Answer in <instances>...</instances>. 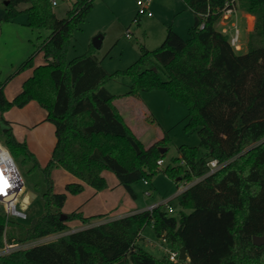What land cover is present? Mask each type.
Returning a JSON list of instances; mask_svg holds the SVG:
<instances>
[{
    "label": "trees",
    "instance_id": "1",
    "mask_svg": "<svg viewBox=\"0 0 264 264\" xmlns=\"http://www.w3.org/2000/svg\"><path fill=\"white\" fill-rule=\"evenodd\" d=\"M184 1L195 16L188 37L168 27L160 46L141 44L139 58L114 72L102 65L94 46L67 61L73 31L93 0H75L65 18L57 17L52 0L5 3V20L26 12L30 27L50 32L19 65L17 72L33 67L39 53L44 55L45 63L34 68L12 100L5 94L6 81L0 83V141L14 157L23 156L41 171L42 181L29 188L45 208L30 224H18L8 241L31 243L61 235L2 255L0 264H264V244L253 240L264 234V0ZM229 6L255 17L244 53L216 26ZM139 19L137 13L134 20ZM124 76L130 78L126 95L158 88L185 103L188 126L198 131L200 144L180 145L179 155L162 167L158 161L166 155L161 147L170 138L168 131L145 147L114 104L118 95L105 86L109 79ZM31 100L48 111L56 126L57 143L45 166L11 128L1 125L8 124L7 110ZM212 159L221 164L214 172ZM58 167L97 191L107 188L103 171L109 170L134 198L133 183L149 181L161 170L178 184L193 183L177 195L183 208L178 213H170L164 202L67 232L70 220L91 223L103 215L73 211L61 219L67 192L78 194L84 184L69 183L66 192H56L52 171ZM11 222V216L0 214V248ZM147 226L168 242L169 250L180 253L184 247L187 258L173 261L168 252L157 256L142 248L138 239Z\"/></svg>",
    "mask_w": 264,
    "mask_h": 264
},
{
    "label": "rangeland",
    "instance_id": "2",
    "mask_svg": "<svg viewBox=\"0 0 264 264\" xmlns=\"http://www.w3.org/2000/svg\"><path fill=\"white\" fill-rule=\"evenodd\" d=\"M74 1L56 0L53 9L57 17L65 18ZM137 1L93 0L91 11L79 28H75L73 31L67 49V61L90 50L93 46V38L98 34L103 35V40L102 46L95 48V53L109 72L126 70L139 58L141 44L149 49L160 46L166 36L168 26L180 31L184 38L188 37L189 27L194 23L195 17L184 0H141L145 3L147 9L141 13L140 19L135 21L134 19L140 10ZM24 6L22 5V7ZM4 14L5 0H0L1 79L12 74L17 65L31 52L34 43H41L50 33L46 29L38 30L24 25L23 20L28 17L26 12H21L16 17V21L5 20ZM232 20L242 32L243 39L246 23H243L239 18V13L237 17L233 16ZM230 28L229 35L231 36L234 32V26ZM242 39L240 38V42ZM244 52H246L245 49L239 53ZM161 75L165 77L162 71ZM129 85L130 78L128 76L109 79L105 83V86L112 93L120 96L128 92ZM140 95L150 108L152 117L148 119L147 128L141 127V129H138L139 125L137 127L133 125L134 133L145 147H148L156 140L159 141L158 138L163 137L165 131H168L170 138L165 146L166 155L162 167L171 163L172 159L179 155L178 147L180 145L198 146L200 144L198 131L194 127L188 126L190 121L189 108L185 103L171 97L164 89L143 90ZM201 150L204 151V148H201ZM14 159L25 179L27 189L30 190L29 187H33L36 183L42 181L41 171L37 168L32 169V161L24 162L23 156H16ZM132 187L136 193V204L139 207L147 209L150 206L167 202L173 207L175 213L183 210L177 195L183 190L184 183L180 182L178 184L162 170L153 175L148 184L145 183V180H140L133 183ZM147 191H150L151 194H147ZM18 209L23 211L25 216H11L14 223L11 222L7 226V233L4 237L6 240L9 239L10 232L15 230L18 224L28 225L45 211L40 199L28 202L23 197L18 204ZM62 212L66 214L63 210ZM0 214L7 215L2 203H0ZM71 230L78 229H69L67 232H71ZM60 235L45 236L28 243V246L54 240ZM138 244L157 256L165 254L170 249L168 242L162 236L157 235L152 226L144 228L141 237L138 239Z\"/></svg>",
    "mask_w": 264,
    "mask_h": 264
},
{
    "label": "crops",
    "instance_id": "3",
    "mask_svg": "<svg viewBox=\"0 0 264 264\" xmlns=\"http://www.w3.org/2000/svg\"><path fill=\"white\" fill-rule=\"evenodd\" d=\"M235 13L229 14L228 17L222 16L217 21L216 26L230 37L229 29L236 24L232 20V17H237L239 13V18L243 23H246V26L243 39L242 32L240 31V38L242 40L240 42V49L237 50L238 52L244 49L246 51L248 35L254 27L255 17L240 7L236 9ZM16 20L17 18L13 21ZM23 24L29 26L28 17L23 20ZM192 25H190V27ZM176 31L182 36L180 31ZM38 44L39 43H34L31 52H29L27 57L17 65L16 70L12 74H9L4 79L0 78V83L6 81L4 89L8 99L12 100L22 90L24 82L33 74L35 67L45 63L43 53H39L35 58L33 67L17 72L19 65L35 51ZM99 60L101 59L99 58ZM11 75L12 77L9 78ZM126 93L122 94V96L118 95L114 100V104L133 131L135 130L133 125H135V127L139 125L138 129H141V127L147 128L146 126L149 124L148 119L150 115H152L150 108L144 102L140 94L138 96H133L126 95ZM4 118L8 121V124L4 123L7 127L6 129L11 128L16 139L19 142L25 143L29 150L35 155L40 165L45 166L50 160L57 143L56 126L48 119V111L41 106L37 100H31L22 107L13 106L4 113ZM161 138L162 137L158 138V140ZM103 175L106 178L108 186L103 190L97 191L94 187L82 182L77 176L64 168L58 167L52 171L56 192H66V186L69 183L81 182L84 184V189L78 194L67 192V199L62 209L66 214L78 211L82 212L83 215L87 217L103 215L102 217L94 218L91 223H83L79 219L70 220L68 221L69 229L85 228L90 225H96L122 217L133 211L146 209L137 206L135 198L125 186L120 183L115 173L104 170ZM28 191L29 189H26V193L23 196L26 201H28Z\"/></svg>",
    "mask_w": 264,
    "mask_h": 264
},
{
    "label": "built area",
    "instance_id": "4",
    "mask_svg": "<svg viewBox=\"0 0 264 264\" xmlns=\"http://www.w3.org/2000/svg\"><path fill=\"white\" fill-rule=\"evenodd\" d=\"M53 4H56V0H52ZM140 6L139 14L145 12L147 7L145 3L141 0L137 1ZM236 12L235 7H226L223 12V16L228 17L229 14ZM151 13L149 12V15ZM203 26V25H201ZM130 36V33L128 32ZM230 41L232 45L236 49H240V30L236 24H234V32L230 36ZM158 163L160 165L163 164V160H159ZM210 172H214L221 167V164L217 159H212L209 161ZM145 183L148 184V180L144 179ZM6 181V185L5 182ZM191 183H184L183 190L190 186ZM0 188H3V191H0V203L3 204L6 209L8 216H25V213L18 209V204L20 203L22 197L26 193V182L25 179L13 157L11 152L0 142ZM182 190V191H183ZM147 194H151L150 191L146 192ZM155 205L151 206L153 208ZM167 209L170 213L175 210L173 207L168 204ZM28 247V243H11L4 238V244L0 248V256L11 253L17 249ZM168 254L171 260L178 261L179 260V252L168 250Z\"/></svg>",
    "mask_w": 264,
    "mask_h": 264
},
{
    "label": "water",
    "instance_id": "5",
    "mask_svg": "<svg viewBox=\"0 0 264 264\" xmlns=\"http://www.w3.org/2000/svg\"><path fill=\"white\" fill-rule=\"evenodd\" d=\"M5 3H8V0L5 1ZM102 40H103V35L102 34H98L93 38V46L95 48H100L102 46ZM155 70L156 67L154 68ZM1 125L3 127V130H6V126L4 125L3 122H1ZM161 151L162 153L166 151L165 147H161ZM37 197V193H35L32 190L28 191V201H33L35 198ZM67 215L63 214L61 215V219L64 220L66 219ZM254 243L256 245H263L264 244V234L263 235H254L253 237ZM179 258L180 259H185L187 258V253H186V249L184 247H182V249L180 250V254H179Z\"/></svg>",
    "mask_w": 264,
    "mask_h": 264
},
{
    "label": "snow or ice",
    "instance_id": "6",
    "mask_svg": "<svg viewBox=\"0 0 264 264\" xmlns=\"http://www.w3.org/2000/svg\"><path fill=\"white\" fill-rule=\"evenodd\" d=\"M4 183H5V185H6V181H5ZM0 191H3V188H0Z\"/></svg>",
    "mask_w": 264,
    "mask_h": 264
}]
</instances>
